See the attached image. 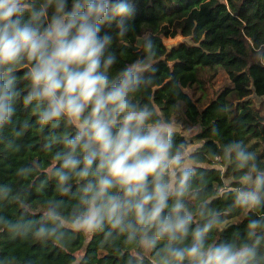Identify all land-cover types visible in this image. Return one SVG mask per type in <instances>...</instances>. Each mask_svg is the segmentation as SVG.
Instances as JSON below:
<instances>
[{
    "label": "clouds",
    "instance_id": "clouds-1",
    "mask_svg": "<svg viewBox=\"0 0 264 264\" xmlns=\"http://www.w3.org/2000/svg\"><path fill=\"white\" fill-rule=\"evenodd\" d=\"M139 2L0 0V131L22 104L30 118L11 129L13 140L35 128L41 150L51 153L45 171L74 200L66 208L49 199L35 217L0 216V228L13 240L60 248L80 236L108 248L119 240L136 256L150 253L153 264H264V167L245 142L223 146L235 173L223 212L257 215H248L243 233L214 239L227 220L197 190V155L189 141L177 142L172 119L139 98L158 71L151 33L129 40ZM117 43L131 49L129 59L118 61ZM34 172L22 165L16 175ZM24 196L0 185V201L21 204Z\"/></svg>",
    "mask_w": 264,
    "mask_h": 264
},
{
    "label": "trees",
    "instance_id": "trees-1",
    "mask_svg": "<svg viewBox=\"0 0 264 264\" xmlns=\"http://www.w3.org/2000/svg\"><path fill=\"white\" fill-rule=\"evenodd\" d=\"M137 7V28L129 40L134 42L141 32L151 33L158 66L154 82L139 98L147 97L159 116L176 123L181 130L177 142L199 145L194 152L201 173L195 180L197 190L232 225L214 232L213 238L237 236L244 232L248 215L255 216L257 211L247 215L237 209L223 212L232 202L228 192L235 173L227 167L222 151L227 142L241 140L264 167V113L250 99L255 96L264 100V0H140ZM176 37L189 42L171 48L164 44L165 38ZM114 48L118 61L132 55L131 49L119 43ZM119 66L114 65V71ZM221 71L232 86L215 89L213 82ZM29 118L30 113L21 104L13 125L0 131V185L25 193V203L0 201V216L11 220L37 216L41 204L49 199H63L66 208L74 203L71 194L57 191L55 181L45 171L51 153L41 150L40 133L31 128L13 140L11 129ZM58 146L54 145L53 151ZM29 164L35 167L33 175L18 177L17 169ZM8 257H15L16 264H78L81 258L83 264H127L132 257L136 264H153L150 253L136 256L119 240L108 248L99 238L80 236L73 237L67 248H60L13 240L0 228V258Z\"/></svg>",
    "mask_w": 264,
    "mask_h": 264
},
{
    "label": "rangeland",
    "instance_id": "rangeland-1",
    "mask_svg": "<svg viewBox=\"0 0 264 264\" xmlns=\"http://www.w3.org/2000/svg\"><path fill=\"white\" fill-rule=\"evenodd\" d=\"M187 39V38H186ZM186 39H184V38H182V37H176V38H165L164 39V44L168 47V48H171V47H175V46H177L179 43H181V42H185V40ZM188 40V39H187ZM188 42H189V40H188ZM188 42H185V43H188ZM263 61V63H264V59L262 60ZM214 88L215 89H220L221 87H223V86H225V85H230V86H232V84H231V82H230V80H229V78L227 77V75L223 72V71H221L218 75H217V77L215 78V80H214ZM185 91L187 92V93H189L190 95H191V91H190V89H185ZM250 99L253 101V103L255 104V106L256 107H261L262 108V113H264V100L263 99H259V98H257V97H255V96H253V97H250ZM179 132H181V130L179 129V127H176V133H179ZM190 135H192V134H190ZM189 135V136H190ZM190 144H193V143H190ZM190 147H191V150L193 151V152H195L198 148H199V145H190ZM201 147V146H200Z\"/></svg>",
    "mask_w": 264,
    "mask_h": 264
},
{
    "label": "water",
    "instance_id": "water-1",
    "mask_svg": "<svg viewBox=\"0 0 264 264\" xmlns=\"http://www.w3.org/2000/svg\"><path fill=\"white\" fill-rule=\"evenodd\" d=\"M185 42H188V40L186 39Z\"/></svg>",
    "mask_w": 264,
    "mask_h": 264
}]
</instances>
